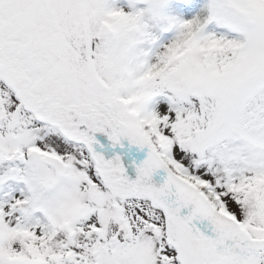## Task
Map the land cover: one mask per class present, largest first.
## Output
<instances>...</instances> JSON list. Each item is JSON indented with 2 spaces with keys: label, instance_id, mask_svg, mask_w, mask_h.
<instances>
[{
  "label": "snow or ice",
  "instance_id": "1",
  "mask_svg": "<svg viewBox=\"0 0 264 264\" xmlns=\"http://www.w3.org/2000/svg\"><path fill=\"white\" fill-rule=\"evenodd\" d=\"M0 264H264V0H0Z\"/></svg>",
  "mask_w": 264,
  "mask_h": 264
},
{
  "label": "rangeland",
  "instance_id": "2",
  "mask_svg": "<svg viewBox=\"0 0 264 264\" xmlns=\"http://www.w3.org/2000/svg\"><path fill=\"white\" fill-rule=\"evenodd\" d=\"M96 139L100 142L102 147L107 148V150H98V151H100L101 154L104 155V157H106V159H110L112 156V153L109 152L108 149H110L109 148L110 146L113 147L111 142L107 140L106 136H103V134H99V133L96 134ZM121 145H123L124 149L129 154L136 157L138 162H140L141 160H143L145 158V154H146L145 151L137 150L134 145L130 146L126 140L121 141ZM121 145H116L115 147L121 146ZM124 165L128 168V172L127 171L126 172L129 175V177L135 178V172L133 170V166H130L127 162L126 163L124 162Z\"/></svg>",
  "mask_w": 264,
  "mask_h": 264
},
{
  "label": "trees",
  "instance_id": "3",
  "mask_svg": "<svg viewBox=\"0 0 264 264\" xmlns=\"http://www.w3.org/2000/svg\"><path fill=\"white\" fill-rule=\"evenodd\" d=\"M96 147H97V150L102 149L100 142H99L98 145H96ZM115 155H119V156H120V158H121V163L123 164V166H125V165H124V161H125V160L123 159L122 155H121L120 153L115 152V153L112 154L111 158H112L113 156H115ZM111 158H110V159H111ZM105 159H106V157H105Z\"/></svg>",
  "mask_w": 264,
  "mask_h": 264
}]
</instances>
